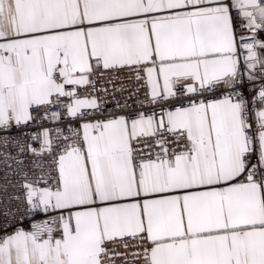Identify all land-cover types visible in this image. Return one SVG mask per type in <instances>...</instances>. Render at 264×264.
Listing matches in <instances>:
<instances>
[{"label":"snow or ice","instance_id":"snow-or-ice-1","mask_svg":"<svg viewBox=\"0 0 264 264\" xmlns=\"http://www.w3.org/2000/svg\"><path fill=\"white\" fill-rule=\"evenodd\" d=\"M262 34L264 0H0V264H264Z\"/></svg>","mask_w":264,"mask_h":264},{"label":"built area","instance_id":"built-area-1","mask_svg":"<svg viewBox=\"0 0 264 264\" xmlns=\"http://www.w3.org/2000/svg\"><path fill=\"white\" fill-rule=\"evenodd\" d=\"M263 37H264V34H262L260 38L262 39ZM128 87H129V88H132V87H135V85H133L132 83L129 82V83H128ZM2 176H3V173L0 172V177H2Z\"/></svg>","mask_w":264,"mask_h":264},{"label":"crops","instance_id":"crops-1","mask_svg":"<svg viewBox=\"0 0 264 264\" xmlns=\"http://www.w3.org/2000/svg\"><path fill=\"white\" fill-rule=\"evenodd\" d=\"M262 39H264V37Z\"/></svg>","mask_w":264,"mask_h":264}]
</instances>
